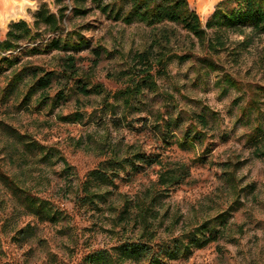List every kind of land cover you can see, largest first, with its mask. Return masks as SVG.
<instances>
[{
    "label": "rangeland",
    "instance_id": "1",
    "mask_svg": "<svg viewBox=\"0 0 264 264\" xmlns=\"http://www.w3.org/2000/svg\"><path fill=\"white\" fill-rule=\"evenodd\" d=\"M14 1L15 11L11 15L2 16L0 9V40L5 38L11 23L24 20L32 24L42 3L52 12L57 11L55 0ZM188 1L205 25L224 0ZM109 2L103 0L101 7ZM87 8L89 14L78 17L70 8L62 34L64 39L77 44L83 38L85 47L80 51L22 54L20 61L46 71H59L60 57L73 54L81 73L91 79L88 89L100 84L114 94L122 86L109 75L128 68L131 56L148 47L153 35L144 25L129 26L115 21L92 1L87 3ZM177 31L172 53L176 56L192 53L199 59L182 63L174 58L168 67L169 75L157 79V92L146 93L136 101L140 111L127 112L120 102L115 115L109 114L102 108L113 100L105 101L103 96L95 94L88 97L74 88L72 82L66 85V80L56 81L44 94L54 97L60 89L67 92L72 87L66 101L55 107L51 103L39 105L37 94L31 102L19 107L22 97L9 100L4 93L10 71H4L7 65H3L0 120L21 134H29L40 144L54 148L59 159L50 164L31 157L21 161L20 154L14 153L11 139L0 130V165L40 197L50 200L65 219L58 225L40 223L17 208L0 183V264H82L91 251L108 249L119 238L136 234L132 229L121 234L119 227H113L110 204L120 207L123 199L134 200L151 188L157 181L159 166L146 167L138 174H121L124 179L118 181L117 188L111 189L110 201L106 206L101 205L100 211L74 206V194L86 174L106 158L105 144L116 151L120 146L123 151L134 146L148 157L157 155L164 163L189 167V177L163 193L164 210H169L172 222L180 220L175 236L205 219L229 212L226 225L217 227V236L206 247L195 250L187 259L169 264H264V157L258 155L255 143L247 139L256 122L260 121L264 128V35L252 37L246 49L234 44L242 42L244 37L231 35L233 44L228 51L212 56L206 54L196 39L188 38L180 29ZM45 38L48 40L50 36ZM205 57L217 63L219 70L204 67L199 60ZM253 100L257 102L260 117L251 105ZM245 111L247 115L243 117ZM75 113L82 114L83 119L62 120ZM194 114L207 118L205 129L196 125ZM168 119L180 120L173 129L176 131L164 128V120ZM192 127L193 134H202L200 139L193 146L180 145ZM164 133L169 144L163 141ZM61 157L68 166L60 161ZM226 162L242 164L236 172L239 188L243 190L241 205H232L236 197L224 180L222 165ZM172 225L166 221L160 229L162 240L167 239L164 229ZM28 227L33 229V236L18 239V232Z\"/></svg>",
    "mask_w": 264,
    "mask_h": 264
},
{
    "label": "trees",
    "instance_id": "2",
    "mask_svg": "<svg viewBox=\"0 0 264 264\" xmlns=\"http://www.w3.org/2000/svg\"><path fill=\"white\" fill-rule=\"evenodd\" d=\"M89 1L96 3L104 14L115 21L129 26L144 25L151 29L153 35L148 47L131 56L128 68L109 75L111 80L122 86L114 94L104 90L100 84H95L88 89L91 79L81 73L77 66L78 60L73 54H67L64 58L60 57L59 71H46L30 63L21 64L20 61L22 54L31 56L49 54L53 51H80L85 47L83 38L77 44L64 39L62 34L70 8L75 17L86 16L90 12L87 8ZM102 1L55 0L56 13L52 12L46 3H42L33 16L32 24L24 20L10 24L5 38L0 40V71L3 65H7L4 71H10L4 90L7 99L14 97L15 100L22 97L18 105L21 107L22 103L31 102L32 98L39 94L36 103L39 105L51 103L55 107L61 101L67 100L69 95L67 92L73 88L69 87L67 92L60 89L54 97L44 94L54 86L56 81L66 80V85L72 82L74 88L88 97L95 94L103 96L105 101L113 100L112 104L107 102L102 108L109 114L115 115L117 103L120 102L127 112L140 111L136 101H139L146 93L157 92V79L169 75L168 67L174 58L182 63L199 59L192 53L184 56H176L172 53V43L178 36L177 29L186 32L188 38L196 39L206 54L212 56H219L228 51L233 44L230 40L231 35L244 37L242 42L234 44L236 47L245 49L249 46L252 37L264 35V0H224L216 6L205 25L202 24L197 12L191 8L188 0H110L108 4L101 7ZM209 31L213 32L212 36L209 35ZM47 36H50L48 40L45 38ZM199 61L211 71L219 70V65L208 57ZM225 78L235 85L228 76ZM256 104L255 100L251 102L253 106ZM255 110H258L260 114L257 106ZM246 115L245 111L243 117ZM192 118L197 121L196 125L204 129L207 127L208 120L205 116L194 114ZM82 119L83 115L80 113L62 118L63 121H81ZM247 119L249 120V117ZM179 121L164 120L163 126L166 130L173 132L176 131L173 129L178 127ZM256 123L247 139L255 143L258 155L264 157V128L260 121ZM192 129L185 135V142L180 145L184 143V145L193 146L200 139L202 134H193L195 128L192 127ZM0 130L11 139L14 153L20 154L21 161L31 157L50 164L58 158V152L54 148L40 144L29 134H21L2 120H0ZM162 135L164 143L169 144L167 135L165 133ZM103 148L106 158L86 174L84 182L79 185L74 194V206L79 209L100 211L101 205L106 206L109 203L110 196L113 194L111 189L117 188L118 181L124 179L121 178V174H138L144 168L153 166H159L160 170L155 184L134 200L123 199L120 207L110 204L109 211L113 215V227H119L121 234L127 233L128 229H132V232L136 234L130 238H119L116 245L108 249L91 251L82 264H169L187 259L195 250L206 247L217 236L219 232L217 227L226 225L230 215L228 211L205 219L190 230H183L179 236H175L174 232L180 220L176 219L172 222L169 210H164L162 198L165 194L163 193L181 185L190 175L189 167L181 163H164L157 155L148 157L134 146L128 147L126 151H123L122 146L117 151L106 144ZM60 161L64 166H68L64 158L61 157ZM241 166L240 162L234 164L226 162L222 165L224 180L229 185L230 192L236 197L232 205H241L243 190L239 188L236 179V172ZM0 183L10 193L17 208L23 210L26 215L34 217L40 223L58 225L64 221L65 216L62 211L57 209L50 200L40 197L15 176L6 173L1 165ZM166 221L173 225L172 228L164 229L167 239L162 240L160 229L164 228ZM33 233L30 227L20 230L18 239H30Z\"/></svg>",
    "mask_w": 264,
    "mask_h": 264
},
{
    "label": "bare ground",
    "instance_id": "3",
    "mask_svg": "<svg viewBox=\"0 0 264 264\" xmlns=\"http://www.w3.org/2000/svg\"><path fill=\"white\" fill-rule=\"evenodd\" d=\"M14 4V0H0L1 15L4 17L7 15H11L13 11H15Z\"/></svg>",
    "mask_w": 264,
    "mask_h": 264
}]
</instances>
